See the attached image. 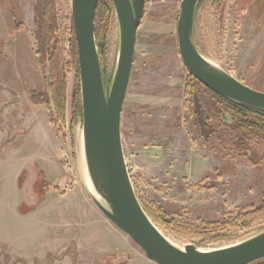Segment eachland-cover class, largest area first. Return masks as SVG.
Returning a JSON list of instances; mask_svg holds the SVG:
<instances>
[{
	"label": "rangeland",
	"instance_id": "rangeland-1",
	"mask_svg": "<svg viewBox=\"0 0 264 264\" xmlns=\"http://www.w3.org/2000/svg\"><path fill=\"white\" fill-rule=\"evenodd\" d=\"M180 1L145 2L121 109V142L134 192L151 221L179 248L211 250L264 229L223 226L261 203L264 172L208 144L206 99L190 86L177 48ZM54 9L67 87L65 120H50L62 143L59 170L30 162L40 150L31 130H47L32 116L51 118L47 106L30 104L28 94L47 88L48 63L39 66L32 36L33 0H0V264H156L90 199L82 177L71 0H54ZM105 19L97 14L94 25L106 33L100 61L109 83L119 44L114 9L107 26ZM193 39L209 62L264 92V5L260 11L258 0H226L221 15L204 0L195 12ZM159 216L164 224L156 222ZM208 226L219 229V239L197 241L193 231ZM247 264H264V257Z\"/></svg>",
	"mask_w": 264,
	"mask_h": 264
},
{
	"label": "water",
	"instance_id": "water-1",
	"mask_svg": "<svg viewBox=\"0 0 264 264\" xmlns=\"http://www.w3.org/2000/svg\"><path fill=\"white\" fill-rule=\"evenodd\" d=\"M119 44L116 66L105 83L95 38L98 0H71V16L80 84L81 133L89 179L108 205L90 193L98 210L126 233L156 264H247L264 257V229L228 246L200 250L194 244L171 243L142 208L131 183L123 155L120 118L130 78L136 32L145 0H111ZM200 0H181L176 22L178 53L188 73L215 93L236 103L264 110V92L253 89L209 62L193 39L195 10ZM50 92V73L46 72Z\"/></svg>",
	"mask_w": 264,
	"mask_h": 264
},
{
	"label": "trees",
	"instance_id": "trees-1",
	"mask_svg": "<svg viewBox=\"0 0 264 264\" xmlns=\"http://www.w3.org/2000/svg\"><path fill=\"white\" fill-rule=\"evenodd\" d=\"M203 1L200 0L196 10ZM212 2L216 12L221 15L225 8L226 0H212ZM258 3L261 11L264 0H258ZM113 9L111 0H98L95 16L99 14L100 17H105L107 26ZM56 23L54 0H33L32 36L36 44L37 62L42 68L47 61L48 64L46 66H48L50 73L51 90L50 92L47 91V88L41 91L31 90L28 94L30 104L47 106L51 117L50 120L52 121L55 118L56 121L63 123L65 120L67 87L64 71L65 64L61 53L62 46L57 36ZM16 27L18 30L21 25L17 24ZM95 38L96 43H98L100 58L104 49L106 33L100 34V32L95 31ZM70 40V48L73 50L76 63V46L72 30ZM77 72L78 70L75 74L76 77H78ZM189 78L190 86L193 89L199 87L201 89L200 92L206 99L208 115H202V124L204 129L208 128L209 130L207 139L211 148L227 150L234 155L245 158L254 166L261 165L264 172V110L236 103L210 90L190 74ZM75 103L81 114L78 88L76 89ZM155 220L157 223L160 222V224L166 222V219L161 216L155 217ZM258 224H264V188L262 190V201L259 205L239 211L236 215L226 220L223 226L226 227V230L231 228L242 230ZM193 232L196 234L197 241L205 243L219 239L217 237L221 235L216 226L196 229Z\"/></svg>",
	"mask_w": 264,
	"mask_h": 264
},
{
	"label": "crops",
	"instance_id": "crops-1",
	"mask_svg": "<svg viewBox=\"0 0 264 264\" xmlns=\"http://www.w3.org/2000/svg\"><path fill=\"white\" fill-rule=\"evenodd\" d=\"M36 118V122H42L47 130L42 128L44 134H40L36 129H32L29 135H32L33 138H38L37 143L40 145V150L38 154H36L32 159L31 163L33 165H37L40 168H57L60 169V154L62 143L57 138L56 131L54 126L50 123V118H42V121L39 120L38 115L32 116V118ZM31 120V119H30ZM53 165V166H52Z\"/></svg>",
	"mask_w": 264,
	"mask_h": 264
},
{
	"label": "bare ground",
	"instance_id": "bare-ground-1",
	"mask_svg": "<svg viewBox=\"0 0 264 264\" xmlns=\"http://www.w3.org/2000/svg\"><path fill=\"white\" fill-rule=\"evenodd\" d=\"M80 138H82V133H80ZM81 159H82V162H83V165H84V154H83V141H82V148H81ZM86 169V168H85ZM83 177V180L85 182V186L87 188V191L99 202L101 203L105 208L108 209V205L106 204V202L104 201V199L97 193V191L94 189L90 179H89V176H88V173H87V170L86 172L84 173V175H82ZM200 249V248H199ZM200 250H205V249H200Z\"/></svg>",
	"mask_w": 264,
	"mask_h": 264
},
{
	"label": "built area",
	"instance_id": "built-area-1",
	"mask_svg": "<svg viewBox=\"0 0 264 264\" xmlns=\"http://www.w3.org/2000/svg\"><path fill=\"white\" fill-rule=\"evenodd\" d=\"M126 167H127V170H128L129 167L127 165H126Z\"/></svg>",
	"mask_w": 264,
	"mask_h": 264
}]
</instances>
